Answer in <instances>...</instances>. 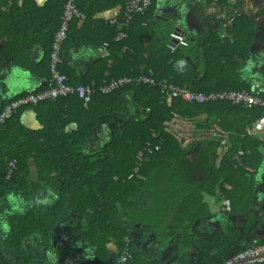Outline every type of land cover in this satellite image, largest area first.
<instances>
[{
  "label": "trees",
  "instance_id": "1",
  "mask_svg": "<svg viewBox=\"0 0 264 264\" xmlns=\"http://www.w3.org/2000/svg\"><path fill=\"white\" fill-rule=\"evenodd\" d=\"M94 1L96 0L92 1V7L96 5ZM108 1L110 7H118L122 14L128 0ZM65 2L66 0L54 2L57 8L53 37L59 28ZM83 2L86 0H77V7L84 14V19L70 24L62 52L69 46L100 48L107 44L108 55L99 59L92 68L96 75L79 84L97 90L111 79L124 76L136 78L143 74L151 75L156 81L165 80L181 87L189 85L185 70L180 69V73L176 70L177 64L182 61L176 52L171 53L161 44L159 47L164 60L157 66L154 61L156 54L153 52L156 43H153L148 33L137 44L131 41L130 31L127 30L128 37L116 42L115 38L122 29L109 25L107 20L95 19L92 13L96 9H84ZM152 2L153 0L151 4ZM7 4L8 0H0V17L10 10ZM150 8L144 15L135 18L146 16ZM28 10L26 6L23 8V11ZM14 12L13 10L10 14L14 16ZM146 41L148 44L144 47ZM154 50L158 51V48ZM139 52V59H142L140 62L145 67L142 71L135 64ZM144 54L148 55L146 61L142 58ZM59 69L65 74L61 66ZM207 83L209 80L202 86H192V90L204 93L224 89L242 90V87L233 84L228 88L221 85L214 88ZM127 94L138 107L135 118H129L125 114L122 100ZM32 108L44 113L41 120L43 129L25 132L18 127L16 118L22 110ZM22 110L0 127L1 141L9 125L18 128V145L5 156L7 163L16 161V169L10 181L24 187L32 163L38 184L54 185L58 189L57 202L53 206L15 220L11 239L16 251L20 250L23 262L24 242L29 235L48 238L59 227L61 219L69 217H74L72 226L80 225L79 231L91 243L96 258L93 264H112L116 259V251L123 248L125 239L129 240V251L136 258V242L132 239L131 232L145 227L155 233L154 238L158 241V232L172 231L181 234L184 249L189 247V237L193 236L192 243L197 247V256L191 264H224L251 247H245L244 241L252 237L258 223L256 218L255 222H248L241 231L230 228L223 233H210L198 232L196 229L198 224H202L210 216L203 203V193L214 195L215 188L220 192L219 197L230 201L231 213H235L236 206H243L238 210L241 213L248 208L249 204L244 199L236 200L239 197L237 191L243 185L242 180L246 181L243 177L250 174L246 168L255 170L260 165L263 157L252 149L256 150L261 143L252 138L238 143L236 135L244 132V127L240 126L244 120L240 118V121H236L241 127L240 131L236 125L228 126L227 123L230 116L239 118L244 113L249 114L246 124L250 126L262 114V109L233 106L226 102L197 105L173 101L168 106L157 88L133 84L109 95L97 92L87 106L72 97L44 102ZM199 116L206 118L199 124L200 130H210L212 123L224 132L235 129L233 131L236 135L230 136L232 147L218 166L216 154L221 146L219 143L204 142L199 147H196L197 143L182 146L168 129V124L176 117L192 121ZM71 125H74V129H70ZM104 125L111 126L108 143L97 153L86 155L83 152L84 144L92 137L96 128ZM248 142L254 144L249 147ZM155 147L158 149L155 150ZM239 150L243 151V155L238 157L241 166L235 160ZM140 153L142 156L139 158ZM226 175H230V178ZM231 175L234 176L233 179ZM227 180L231 185L230 190H226L223 185ZM195 222L197 226L192 229ZM176 229L179 230L173 231ZM262 244L264 241L256 243L257 246ZM133 261L134 259L129 264H133ZM181 264L189 263L183 259Z\"/></svg>",
  "mask_w": 264,
  "mask_h": 264
},
{
  "label": "crops",
  "instance_id": "2",
  "mask_svg": "<svg viewBox=\"0 0 264 264\" xmlns=\"http://www.w3.org/2000/svg\"><path fill=\"white\" fill-rule=\"evenodd\" d=\"M92 1L86 0L83 7L96 9L92 13L95 19L106 21L121 14L118 7L109 6L108 0L94 1L95 7H92ZM54 2L55 0H8L7 7L10 10L0 17V110L14 98L38 92L46 86L50 75L48 69L50 42L56 29L54 14L57 7ZM25 6L29 8L28 11H23ZM150 7L146 16L134 17L128 30L131 41L137 44H140L148 33L153 43H156L153 52L156 54L154 61L157 66L164 60L159 46L165 45L175 28H178L187 43V46L177 45L174 51L182 59L181 63L177 64V72L180 73V69H184L188 75L189 85L185 87L192 90V86H202L209 80L207 84L214 88L217 85L228 88L233 84L242 87V90L253 96L264 98V0H153ZM13 10L14 16L10 14ZM147 44L148 41L143 46L146 47ZM251 47L253 53L249 51ZM106 48L104 45L100 48L92 46L65 48L61 52L60 66L69 84L77 85L95 76L92 68L99 59L108 55ZM157 48L158 51L154 50ZM140 53L136 56L135 64L142 71L145 67L141 63L142 59H139ZM142 58L146 61L148 55L144 54ZM226 90L233 89L214 91ZM122 102L125 114L129 118H135L139 110L132 97L127 94ZM43 115L40 110L36 111L33 108L22 110L16 118L18 127L25 132L40 131L43 129L41 122ZM240 118L244 120L240 125L244 127V132L237 135L233 131L235 129L224 132L215 123H212L210 130L198 129L199 124L206 119L205 116H199L192 121L176 117L168 124V129L182 146L197 143L196 147H199V144L204 142L219 143L221 146L216 154L217 166L232 147L231 135L237 136L238 143L249 138L261 143L256 150L252 149L263 157L258 168L255 170L246 168L250 174L243 177L246 179L245 182L239 174L243 185L237 191L239 197L236 200L244 199V202L249 204L244 213L239 212L242 205H235V213H231L230 201L219 197L220 192L217 188L214 195L203 193V203L207 206L210 216L221 214L220 224H223V229L220 233L230 228L241 231L248 222H255L256 218L258 223L252 237L261 242L264 241V138L251 135L254 122L250 126L246 124L250 118L249 114L242 113L239 118L230 116L227 125L234 124L240 131L241 127L236 124ZM12 127L11 124L6 128V135L2 137L3 142L0 140V264H22L20 250L16 251L11 239L15 220L24 218L32 212H43L57 202V187L38 184L36 171L31 162L30 175L24 187L10 180L6 182L5 171L9 162L7 163L5 156L6 153L15 150L14 147L19 141L18 128ZM110 128V125L96 128L92 137L84 144L83 152L92 155L105 147L109 141ZM70 129H74V125H71ZM253 144L248 142L249 147ZM242 155L243 151L239 150L235 156L238 163L240 162L238 157ZM226 176L230 178V175ZM233 177L231 175V179ZM223 185L226 190L231 189L228 180ZM225 201L229 202V208L223 204ZM61 220L60 229L54 230L48 238L29 235L24 242V263L39 264L37 259L42 252L46 253V243L52 242L53 239L59 244L65 240L68 242L58 245L62 251L69 252L66 253V259L62 264L68 262L73 264V258L77 260L79 255L83 256L93 251L91 243L84 239L83 233H80V225V228L76 232L73 231L72 236L67 239L64 238L67 236L59 234L62 229H71L72 221L75 219L69 217ZM202 224L208 229L213 225L209 220ZM254 231L257 232L256 236L253 234ZM131 237L136 242L134 248L137 255L133 264H175V256L163 251L164 244L161 248L154 244L156 239L152 230L144 232L136 229L131 232Z\"/></svg>",
  "mask_w": 264,
  "mask_h": 264
},
{
  "label": "built area",
  "instance_id": "3",
  "mask_svg": "<svg viewBox=\"0 0 264 264\" xmlns=\"http://www.w3.org/2000/svg\"><path fill=\"white\" fill-rule=\"evenodd\" d=\"M151 6V0H128L121 15L111 17L107 20L111 26H119L123 32L116 36V41H121L127 38L126 31L138 15H144ZM84 14L77 7V0H66L64 4L63 14L60 18V25L53 37L51 44V51L49 56V78L46 86L34 93H27L9 101L0 110V127L4 126L20 110L30 106H37L38 104L56 101L58 99L76 98L80 100L84 106H87L93 96L98 92L101 95H109L113 92L122 90L130 85L140 87L157 88L163 101L169 106L173 101H182L185 103L203 105L207 103L226 102L233 106H246L248 108H260L263 110L262 114L252 124L253 136L264 138V98L251 95L246 90L234 91H214L208 93H197L185 86H177L168 81H156L151 75H139L136 78L127 76L111 79L98 89H94L88 85H71L67 78L60 72L61 52L63 43L67 39L70 24L75 20H83ZM187 46V43L182 35L172 33L166 41V48L173 53L176 46ZM107 44H104V48ZM149 146V144H148ZM158 147H155L157 150ZM150 151V150H148ZM142 153L139 154V158ZM16 169V161H9L5 173V180H11L14 170ZM223 204L229 208V202L225 201ZM131 260V253L129 251V240L125 239L123 248L120 249L119 254L112 264H128ZM224 264H264V244L246 248L243 252L237 254Z\"/></svg>",
  "mask_w": 264,
  "mask_h": 264
},
{
  "label": "flooded vegetation",
  "instance_id": "4",
  "mask_svg": "<svg viewBox=\"0 0 264 264\" xmlns=\"http://www.w3.org/2000/svg\"><path fill=\"white\" fill-rule=\"evenodd\" d=\"M211 216L207 217L206 218V221L209 220V222H212L213 223L212 228L208 229V227H206V225H204V224H202V225L198 224V227L196 229L198 232H203V231L206 232L207 230L210 233L213 232V231L220 232L223 229L222 228L223 227V224L218 223L215 220L216 218L214 216L213 217H211ZM203 217H205V216H203ZM202 218L201 219H198V221H201ZM195 225L197 226L196 222H195L194 225L191 226V228L193 229L195 227ZM77 227H79V226L77 225ZM77 227L75 225V226H71V229H69V230H63L62 229V230H60L59 234H61L62 236H67V237H64V238L67 239L68 237L72 236L73 231L76 232L78 230ZM140 230H142L144 232L149 231L148 227L141 228ZM178 230L179 229H176V230H173V231L177 232ZM156 234H157V239H160L159 241H161V243H160L161 245L159 247L161 248L162 244H164L163 251L166 254H172L173 256H175L174 257L175 264H181L183 262V259L186 261V263L191 264L194 261V259L196 258V256H197V247H196V245H194L192 243L193 242L192 240L194 239V237L193 236H190L191 234H189V236H190L189 237V240H191L190 241L191 244H189V247L186 248V249L182 248L183 247V244L181 242H183V239H182V241L180 240V238L182 237L181 234H179V233H173L172 231H170V232H166V231L165 232H158ZM170 237H171V239H170ZM162 239H164V241H162ZM63 242H66V240L65 241H61L60 244H59V242H55L54 239L52 240V242L46 243L47 251H46V253L45 252H42L41 253V255L39 256V259H37V262L39 264H42V263H47V264H62L61 263L62 260L59 261L58 257L59 258L61 257L62 259H66V253L68 252V250L62 251L61 250L62 248H58L59 247L58 245H62ZM66 244H68V242H66ZM46 248H45V250H46ZM116 252H117L116 253V256H117L119 254V252H120V248ZM78 253H80V252H78ZM68 254H69V252H68ZM109 258L111 259V257H109ZM95 259L96 258L94 257V252L93 251H89V252L83 254V256L82 255H79V257L77 258V260H75V258H73L72 261H73V264H93L95 262ZM133 259L134 258L131 255V260L130 261H132ZM130 261L128 262V264L130 263ZM22 264H26V263H24L22 261ZM31 264H32V262H31ZM69 264H71V263H69Z\"/></svg>",
  "mask_w": 264,
  "mask_h": 264
},
{
  "label": "water",
  "instance_id": "5",
  "mask_svg": "<svg viewBox=\"0 0 264 264\" xmlns=\"http://www.w3.org/2000/svg\"><path fill=\"white\" fill-rule=\"evenodd\" d=\"M174 33H177V34H179V35H183V34H181V32H180V30L178 29V28H175V30H174ZM251 53H253L254 51H253V47H251L250 48V50H249ZM260 176V175H259ZM219 215V216H218ZM218 215H214V217H217L215 220L218 222V223H220L221 221H222V218H220V216H221V214H218ZM260 225H261V223H260ZM256 233L257 232H255L254 231V236H256ZM257 243V240H256V238L255 237H251V238H246L245 239V241H244V245H245V247H249V246H251V245H255Z\"/></svg>",
  "mask_w": 264,
  "mask_h": 264
},
{
  "label": "rangeland",
  "instance_id": "6",
  "mask_svg": "<svg viewBox=\"0 0 264 264\" xmlns=\"http://www.w3.org/2000/svg\"><path fill=\"white\" fill-rule=\"evenodd\" d=\"M239 165L241 166V162H239ZM144 203H145V201H144ZM62 228H64V227L62 226ZM155 242H156V243H154L155 245H157V244H158L159 246L161 245V244H160L161 241L156 240ZM58 259H59V261L62 260V262H64V259H62L61 257H60V258L58 257ZM62 262H61V263H62ZM69 263H70V262H68L67 264H69Z\"/></svg>",
  "mask_w": 264,
  "mask_h": 264
}]
</instances>
